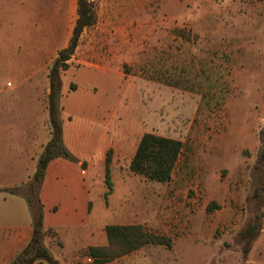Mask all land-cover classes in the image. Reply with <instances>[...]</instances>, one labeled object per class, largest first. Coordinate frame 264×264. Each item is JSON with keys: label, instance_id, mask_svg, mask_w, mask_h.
<instances>
[{"label": "rangeland", "instance_id": "rangeland-1", "mask_svg": "<svg viewBox=\"0 0 264 264\" xmlns=\"http://www.w3.org/2000/svg\"><path fill=\"white\" fill-rule=\"evenodd\" d=\"M92 1L95 23L61 76L74 112L89 93L106 106L109 180L104 167L92 178L91 225L133 221L178 244L106 264H243L253 244L264 258V2ZM145 134L182 143L168 183L128 170ZM85 252L59 264H92Z\"/></svg>", "mask_w": 264, "mask_h": 264}, {"label": "crops", "instance_id": "crops-1", "mask_svg": "<svg viewBox=\"0 0 264 264\" xmlns=\"http://www.w3.org/2000/svg\"><path fill=\"white\" fill-rule=\"evenodd\" d=\"M75 11V0H0V264H9L31 238L32 219L25 198L6 190L26 185L51 138L48 71L68 45ZM76 90L75 86L69 88L66 95ZM64 96L61 82L58 118L62 144L73 160L50 161L38 193L43 211L42 243L58 264L76 261L89 247L106 246L105 226L91 225V185L94 175L106 167V151L112 148L105 125L106 106L96 102L97 96L89 93L84 97L78 112ZM263 221L264 217L258 230L262 237ZM194 231L202 235L200 229ZM171 241V248L159 249L173 251L178 244ZM253 245L245 257L239 254L242 263L264 264L263 257H252Z\"/></svg>", "mask_w": 264, "mask_h": 264}, {"label": "trees", "instance_id": "trees-1", "mask_svg": "<svg viewBox=\"0 0 264 264\" xmlns=\"http://www.w3.org/2000/svg\"><path fill=\"white\" fill-rule=\"evenodd\" d=\"M264 2V0H256ZM76 21L68 45L59 51L58 57L51 64L48 71L49 93L47 108L51 138L40 154L36 171L23 188H13L6 192L21 195L25 198L32 219V233L28 244L14 257L9 264H58L42 243L43 211L39 199V190L44 177L46 166L55 158L73 160L62 144V128L58 118V99L61 89V75L70 65L67 63L77 47L84 29L95 23L96 13L92 0H76ZM74 90V86L70 87ZM182 143L153 134L143 135L136 147L129 163L128 170L148 181L168 183L179 159ZM257 162L264 165V138ZM109 160L106 158L105 177L109 180ZM106 246L89 247L85 256L92 260V264H106L110 261L134 253L148 245L165 246L171 248L170 239L165 236L152 234L139 225H107L104 227ZM249 249L243 256L245 257Z\"/></svg>", "mask_w": 264, "mask_h": 264}]
</instances>
